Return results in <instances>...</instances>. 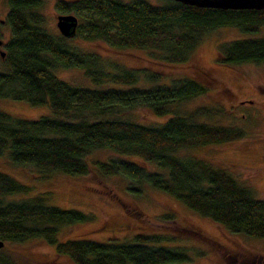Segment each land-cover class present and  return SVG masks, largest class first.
Here are the masks:
<instances>
[{
	"label": "trees",
	"instance_id": "1",
	"mask_svg": "<svg viewBox=\"0 0 264 264\" xmlns=\"http://www.w3.org/2000/svg\"><path fill=\"white\" fill-rule=\"evenodd\" d=\"M5 1L8 37L0 40L4 52L0 55V98L47 105L51 111L32 118L0 109V157L42 172L78 175L94 169L98 175H122L129 181L128 189L140 193L141 185L153 186L231 232L264 236V198L254 197L224 167L181 152L244 136L238 126L199 119L217 108L180 110L181 102L208 93L207 78L199 73L166 82L162 80L165 74L157 69L147 72V67L128 66L119 55H104L71 42L82 35L87 42L102 40L113 50L144 49L158 61L178 64L191 57L206 32L234 26L252 35L220 42L216 63L261 64L264 8L200 7L176 0L161 4L77 0L74 7L67 0H57V10H73L82 18L76 33L64 37L47 27L42 11L45 0ZM58 68L81 69L95 86L67 81L57 75ZM137 108H145L161 120L143 123L131 119L130 111ZM98 149L112 150L120 157L89 158ZM121 155L137 156L159 170H148ZM29 191V185L0 170V240L4 242L0 264H20L14 247L34 238L74 264H164L191 260L189 250H198L184 244H162L178 239L175 230L172 234L136 232L130 238L105 241L60 238L64 226L85 223L93 214L51 202L49 190ZM156 220L177 223L171 213ZM181 228L186 234L192 230Z\"/></svg>",
	"mask_w": 264,
	"mask_h": 264
},
{
	"label": "rangeland",
	"instance_id": "2",
	"mask_svg": "<svg viewBox=\"0 0 264 264\" xmlns=\"http://www.w3.org/2000/svg\"><path fill=\"white\" fill-rule=\"evenodd\" d=\"M67 1L73 3L74 7L77 6V0ZM147 1L153 4L163 2ZM56 2L57 0H45L42 11L47 27L51 31L59 32L55 25L56 15L75 12L57 10ZM6 11V1L0 0V40L4 41L8 37V27L4 23ZM82 11L79 10L81 14ZM76 16L78 23L81 22V15ZM261 33L263 31L259 34ZM251 35L239 31L234 26L212 29L202 36L192 50L191 57L178 64L158 61L150 57L144 49L113 50L102 40L87 42L82 35H78L71 42L104 55H119L118 58L128 66L147 67V72L157 69L165 74L162 80L166 82L173 77L184 75L197 76L200 73L205 76L207 80L204 81L210 84L208 93L181 102L180 110L197 106L217 108L218 110H213L210 115L199 119L214 124L238 126L243 129L244 136L223 143L182 149L181 152L224 167L242 184L248 186L254 197L264 198V63L228 66L215 61L220 42ZM0 49L3 50L1 43ZM56 73L72 83L95 86L85 78L81 69L58 68ZM0 109L32 118L48 115L51 111L47 105H31L6 98H0ZM132 111L131 119L143 123L161 120L145 108ZM111 157H120V154L108 149H98L94 150L89 158L106 160ZM121 157L144 164L148 170H159L155 164L137 156ZM0 170L29 185V194L49 190L51 202L63 208H77L93 214V218L85 223L64 226L59 233L60 238L80 236L105 241L110 238H130L136 232L172 234L175 230L179 231L178 239L163 240L161 243L184 244L198 248L189 250L191 260L164 264H243L246 257L259 251L251 236L227 230L223 225L200 215L161 189L147 184L141 185L140 193L128 189L129 181L122 175H98L94 169L78 175L42 172L30 164H13L4 156L0 157ZM163 213L173 214L177 223L156 220V217ZM181 226L193 231L189 230L186 234ZM14 248L21 257L20 264H74L66 256L56 254L51 245L37 238L28 239ZM199 250L204 253L198 254Z\"/></svg>",
	"mask_w": 264,
	"mask_h": 264
},
{
	"label": "water",
	"instance_id": "3",
	"mask_svg": "<svg viewBox=\"0 0 264 264\" xmlns=\"http://www.w3.org/2000/svg\"><path fill=\"white\" fill-rule=\"evenodd\" d=\"M185 4L195 5L200 7H218V8H251L261 9L264 8V0H176ZM55 25L61 35L64 37H72L76 33L78 25V17L74 13H59L56 15ZM1 43V41H0ZM0 55L3 56L4 52L0 50ZM4 244L0 240V247Z\"/></svg>",
	"mask_w": 264,
	"mask_h": 264
},
{
	"label": "flooded vegetation",
	"instance_id": "4",
	"mask_svg": "<svg viewBox=\"0 0 264 264\" xmlns=\"http://www.w3.org/2000/svg\"><path fill=\"white\" fill-rule=\"evenodd\" d=\"M251 237L257 243L259 251L246 257L247 259L243 261V264H264V236Z\"/></svg>",
	"mask_w": 264,
	"mask_h": 264
}]
</instances>
